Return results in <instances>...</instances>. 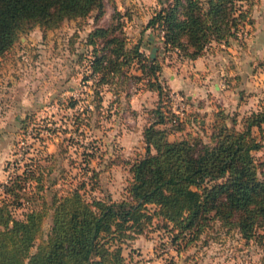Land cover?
Returning <instances> with one entry per match:
<instances>
[{"label": "trees", "instance_id": "trees-1", "mask_svg": "<svg viewBox=\"0 0 264 264\" xmlns=\"http://www.w3.org/2000/svg\"><path fill=\"white\" fill-rule=\"evenodd\" d=\"M159 4L148 26L162 32L165 50L181 58L195 59L213 42L239 38L253 22L238 0ZM106 10V0H0V59L36 25L56 28L66 19L92 14L96 26L86 39L91 47L86 78L94 81L92 111L111 118L121 96L130 101L131 79L144 82L135 91L158 94L142 130L145 152L121 161L131 172L122 199L92 194L102 188V168L91 162L102 159L107 170L120 161H109L101 145L84 152L79 181L63 193L55 191L50 202L46 179L56 166V153L50 167L34 161L1 184L0 264H134L123 245L156 222L169 232L178 254L214 222L264 243V158L256 156L264 147V101L241 118L220 106L208 124V113L201 111L204 102L189 99V111L180 115L173 110L172 87L162 77L163 62L144 53L142 39L131 43L121 20L124 12L117 10L109 24H99ZM108 91L116 98L105 107ZM26 206L18 217L15 209Z\"/></svg>", "mask_w": 264, "mask_h": 264}, {"label": "rangeland", "instance_id": "rangeland-1", "mask_svg": "<svg viewBox=\"0 0 264 264\" xmlns=\"http://www.w3.org/2000/svg\"><path fill=\"white\" fill-rule=\"evenodd\" d=\"M106 2V14L99 20V24H109L117 10L124 12L121 20L125 22V31L131 43L142 39V50L150 57L152 46L159 43L160 51L157 49L155 56L159 57L163 65L167 63L171 68L183 71L182 63L189 59L178 57L175 52L165 50L159 39L148 37L152 33L160 37L162 34L158 29L148 26L155 10L161 6L159 0ZM238 3L250 11L253 22L246 24L245 31L249 32L247 35L244 32L239 38H231L229 41H239L240 45L245 47L249 46L250 32L264 24L261 15L264 11V0H238ZM95 26L96 21L92 14L85 19H66L56 28L36 25L29 32L23 33L0 59V188L14 173L22 171L28 165L31 166L34 161L39 160L42 166L50 167L53 160L51 154L56 153V166L46 179L49 186L45 190V196L50 202L55 191L63 193L79 181L80 164L84 165V152H94L97 150L96 146L101 145L109 161L115 158L120 161L107 170L104 169L106 167L102 159L96 158L91 162L92 166L102 168V188L94 190L92 194H109L118 200L124 197L131 172L121 161L145 152L142 129L149 118L147 115L151 108L144 109L147 107L143 106L139 116L130 111L123 113V105L128 101L121 96L115 103L118 109L114 108L115 112L111 118L92 111L94 81L86 78L91 73L88 64L91 47L86 44V39L89 31ZM214 43L216 42L209 46L214 50L218 49L219 44ZM208 49L211 50L209 47ZM253 51L255 58L246 60L249 63L246 76L254 74L259 66L264 67V64L259 63L258 51L255 48ZM186 67H190V61ZM133 70L135 71L134 68ZM187 71L194 74L193 68H188ZM242 79L241 83H246V80L242 82ZM143 84L144 82L136 83L131 79L129 85L133 95L139 92L135 91L136 88ZM241 91L242 99L250 95L258 99L260 92L264 95L263 86L255 88L248 85ZM179 92L185 101L190 99L194 103L193 91L184 89ZM189 93H192L191 96ZM115 98L111 92H106L105 107ZM202 99L195 98V103H202ZM224 99L213 92L206 96L201 111L208 113V124L214 111L220 106L232 115L237 113L239 118L248 112L234 108L235 102L231 98L229 108L230 104L225 103ZM74 100L76 105L72 106ZM186 105L189 111V101ZM138 120L141 123H138ZM171 138H174L173 135ZM256 156L264 158V147L256 152ZM55 178H58L57 182L53 183ZM26 204L28 206L30 202ZM27 206L16 208L15 214L23 217L24 212L29 209ZM51 224L50 213L44 221L45 236ZM156 224L158 222L147 225L144 233L127 240L123 245L124 253L132 263L264 264L263 242L247 240L236 229L220 227L219 222H214L199 240L180 254L171 243L169 232L156 227Z\"/></svg>", "mask_w": 264, "mask_h": 264}, {"label": "crops", "instance_id": "crops-1", "mask_svg": "<svg viewBox=\"0 0 264 264\" xmlns=\"http://www.w3.org/2000/svg\"><path fill=\"white\" fill-rule=\"evenodd\" d=\"M261 15L263 16L262 21H264V11L261 13ZM244 28H246V26ZM244 32L245 35L249 33L245 30ZM148 37L159 39V42H162L161 37L156 36L154 33L149 34ZM249 41V46L245 47L241 46L239 41H229L224 43L216 42L214 44H219L218 49L214 50L212 46H209L211 50L207 48L206 52L202 56L183 62L181 66L183 71L171 68V66L166 63L163 67L162 77H164L169 86L172 87V92L180 93L179 91L184 89L193 91L194 100L197 97H202V100L206 101V96H209V94L213 92L214 94L225 98V103L230 102L229 98L233 99V102H235L233 106L239 111L258 109L261 107V103L264 101L262 100V98H264L262 92L258 94V99H254V96L251 95L245 96V98L242 99L240 92L243 93L241 90H243L248 85L255 88L258 86L260 88L261 86L264 87V67L259 66V71L257 70L253 72L254 74L250 73V76L245 75L248 73L246 68L249 64L246 62V60L249 58H255V52L253 51V48L258 51L260 57L259 63L264 61V24H262L260 27L257 26V28H254V31L250 32ZM232 43H235L237 46L233 45ZM155 46H157V49L160 51L159 43ZM155 46H152V50ZM223 47L226 48L223 49ZM229 51L231 53H229ZM189 61L190 67H186L187 63L189 64ZM180 65L181 63H179L178 66ZM188 68H193L194 74H191L190 71L189 73L187 71ZM250 72H252V70H250ZM239 78H243L242 82L245 79L246 83H241ZM237 87L238 91H236ZM191 94L192 93H189V96H191ZM157 100V92L150 89H141L138 93L132 95L129 102L126 101V105H123L124 108L119 107V109L122 108L123 113H128V111H130L133 115L139 116L143 106L147 107L144 109H150L155 106ZM230 106L231 104L229 105V108ZM115 109H118V107ZM147 117L149 116L147 115ZM138 123L141 122L138 120Z\"/></svg>", "mask_w": 264, "mask_h": 264}, {"label": "built area", "instance_id": "built-area-1", "mask_svg": "<svg viewBox=\"0 0 264 264\" xmlns=\"http://www.w3.org/2000/svg\"><path fill=\"white\" fill-rule=\"evenodd\" d=\"M173 110L182 115L187 108L185 98L179 93L172 92Z\"/></svg>", "mask_w": 264, "mask_h": 264}, {"label": "water", "instance_id": "water-1", "mask_svg": "<svg viewBox=\"0 0 264 264\" xmlns=\"http://www.w3.org/2000/svg\"><path fill=\"white\" fill-rule=\"evenodd\" d=\"M157 46H155L152 50L151 57H155L156 55Z\"/></svg>", "mask_w": 264, "mask_h": 264}]
</instances>
